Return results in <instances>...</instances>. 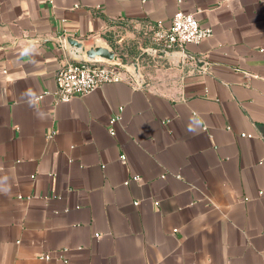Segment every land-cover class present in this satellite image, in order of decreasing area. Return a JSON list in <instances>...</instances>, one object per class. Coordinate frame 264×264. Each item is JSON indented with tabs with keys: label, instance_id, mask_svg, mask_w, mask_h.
I'll return each mask as SVG.
<instances>
[{
	"label": "crops",
	"instance_id": "obj_1",
	"mask_svg": "<svg viewBox=\"0 0 264 264\" xmlns=\"http://www.w3.org/2000/svg\"><path fill=\"white\" fill-rule=\"evenodd\" d=\"M179 9L202 64L55 100L66 36L149 46ZM0 264H264V0H0Z\"/></svg>",
	"mask_w": 264,
	"mask_h": 264
},
{
	"label": "built area",
	"instance_id": "obj_2",
	"mask_svg": "<svg viewBox=\"0 0 264 264\" xmlns=\"http://www.w3.org/2000/svg\"><path fill=\"white\" fill-rule=\"evenodd\" d=\"M133 28L137 27L133 26ZM137 29L141 33L142 39L150 42L149 46L157 49L179 50L182 53H184L186 44L198 43L212 34L210 27L202 26L192 13L180 9L173 14L168 25L157 20L155 23L146 24ZM117 52L118 54L121 53L120 50ZM141 60L142 57L140 56V62ZM123 81L137 84L126 71L118 66L107 63L75 61L67 58L56 71V88L53 94L56 101L65 102L71 98L87 94L105 82ZM43 93H48V91ZM121 109L120 107L119 111L108 120V131L112 135L115 133L114 124L120 119ZM120 159L124 162L125 156L120 155ZM132 179L140 180L139 176H133ZM39 258L48 260L51 255L43 253L40 254ZM58 258L62 257L58 256ZM62 259L66 261V259Z\"/></svg>",
	"mask_w": 264,
	"mask_h": 264
},
{
	"label": "water",
	"instance_id": "obj_3",
	"mask_svg": "<svg viewBox=\"0 0 264 264\" xmlns=\"http://www.w3.org/2000/svg\"><path fill=\"white\" fill-rule=\"evenodd\" d=\"M65 45L68 57L75 61L89 62V63H107L118 66L126 71L133 80L139 85H145V78L140 69V56L146 54L162 58L170 62L173 66L181 65L182 58L193 59L198 64H202V60L182 53L179 50L157 49L152 46H141L140 54L132 61H123L118 52L101 37L92 39V43L86 45L85 41L72 37H65Z\"/></svg>",
	"mask_w": 264,
	"mask_h": 264
},
{
	"label": "rangeland",
	"instance_id": "obj_4",
	"mask_svg": "<svg viewBox=\"0 0 264 264\" xmlns=\"http://www.w3.org/2000/svg\"><path fill=\"white\" fill-rule=\"evenodd\" d=\"M123 47L120 50V57L121 59H124L125 61H132V58L135 57L137 55V53L140 51L139 46L137 48V44L135 43H128L127 46L125 43H123L122 45ZM121 47V46H120ZM147 58V57H146Z\"/></svg>",
	"mask_w": 264,
	"mask_h": 264
},
{
	"label": "trees",
	"instance_id": "obj_5",
	"mask_svg": "<svg viewBox=\"0 0 264 264\" xmlns=\"http://www.w3.org/2000/svg\"><path fill=\"white\" fill-rule=\"evenodd\" d=\"M120 54V53H119ZM140 54V51L137 53V55L135 57L132 58V60H134L138 55ZM121 55V54H120ZM146 56L145 54L144 55H141V57H144ZM124 61V59H122Z\"/></svg>",
	"mask_w": 264,
	"mask_h": 264
}]
</instances>
